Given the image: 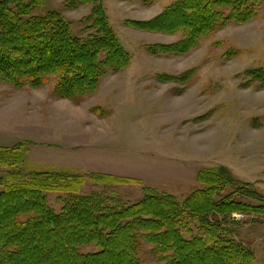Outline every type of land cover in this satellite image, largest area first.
Listing matches in <instances>:
<instances>
[{"label": "rangeland", "instance_id": "obj_1", "mask_svg": "<svg viewBox=\"0 0 264 264\" xmlns=\"http://www.w3.org/2000/svg\"><path fill=\"white\" fill-rule=\"evenodd\" d=\"M176 1L96 0L70 8V0H45L33 14L58 11L78 37L91 32L86 28L92 7L101 3L130 62L107 70L96 90L76 101L54 93V76L38 88L0 81V147H17L9 165L0 167V177L8 171L18 172L21 180L33 171L83 176L73 195L45 194L59 212L72 197L92 194L107 199L108 206L125 207L142 200L148 189L182 204L201 188L200 170L222 169L228 181L218 186L216 200L228 196L264 205V0H247L254 15L241 23L222 19L228 14L222 8L221 20L183 53L162 49L179 42L181 33L125 23L148 21ZM91 174L130 177L138 184H97ZM182 217L175 229L184 240L202 236L189 212ZM206 218L252 253L251 264H264L263 215ZM153 248L138 239L142 264H161Z\"/></svg>", "mask_w": 264, "mask_h": 264}, {"label": "trees", "instance_id": "obj_2", "mask_svg": "<svg viewBox=\"0 0 264 264\" xmlns=\"http://www.w3.org/2000/svg\"><path fill=\"white\" fill-rule=\"evenodd\" d=\"M44 1L0 0V81L38 88L54 76V93L76 101L94 92L107 70L129 64V54L109 26L101 3L92 7L86 28L91 32L78 37L58 11L33 14ZM95 3L70 0L69 7ZM224 7L225 21L241 23L254 15L247 0H177L148 21L125 23L151 32L181 33L179 42L162 49L183 53L212 30ZM16 148L0 147V167L9 165ZM29 174L28 180L13 171L0 177V264H142L136 257L140 238L153 245L151 253L161 264H251L253 260L251 252L225 237L219 223L206 218L210 213L264 216L262 204L233 202L228 196L215 199L218 186L228 181L222 169L200 170L196 178L201 188L182 204L148 189L142 200L125 207L117 202L108 206L107 199L92 194L72 197L59 212L49 207L45 194L73 195L84 177L67 172ZM88 178L97 184H138L134 178L112 174ZM185 212L199 222L202 236L184 240L178 234L175 228ZM88 246L96 250L81 251Z\"/></svg>", "mask_w": 264, "mask_h": 264}]
</instances>
